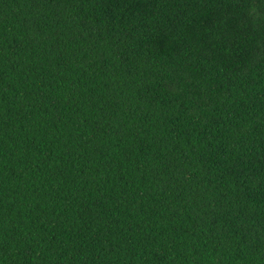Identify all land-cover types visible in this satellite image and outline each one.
<instances>
[{
	"label": "trees",
	"instance_id": "16d2710c",
	"mask_svg": "<svg viewBox=\"0 0 264 264\" xmlns=\"http://www.w3.org/2000/svg\"><path fill=\"white\" fill-rule=\"evenodd\" d=\"M0 264H264V0H0Z\"/></svg>",
	"mask_w": 264,
	"mask_h": 264
}]
</instances>
